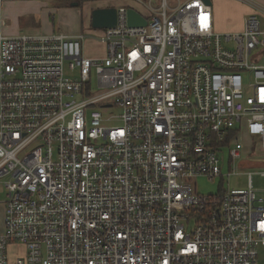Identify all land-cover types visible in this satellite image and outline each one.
Listing matches in <instances>:
<instances>
[{
	"label": "built area",
	"instance_id": "obj_1",
	"mask_svg": "<svg viewBox=\"0 0 264 264\" xmlns=\"http://www.w3.org/2000/svg\"><path fill=\"white\" fill-rule=\"evenodd\" d=\"M128 1L101 57L87 32L0 34V264H264L252 174L196 188L246 139L264 148V6L221 35L206 0Z\"/></svg>",
	"mask_w": 264,
	"mask_h": 264
},
{
	"label": "crops",
	"instance_id": "obj_2",
	"mask_svg": "<svg viewBox=\"0 0 264 264\" xmlns=\"http://www.w3.org/2000/svg\"><path fill=\"white\" fill-rule=\"evenodd\" d=\"M75 2H78V4H75ZM249 2H254L255 4L264 6V0H249ZM121 4L139 8L137 4L128 0H1L0 34H52L57 33V29H60L61 27L66 29L68 32L67 34L69 35L87 32L89 36L83 43L84 53L89 57H101L105 55V43L99 38L101 30H99L100 32L98 33L95 31L98 29H94L91 25V12L97 7H116ZM252 11V6L245 5L244 16L248 15ZM73 13L83 15V21L74 29L70 24ZM92 42H97L96 44L102 51L101 55L92 54V49H89V43ZM246 142V150L249 154H254L257 150H259L260 154L264 153V148L261 147L259 142L256 141L252 143L249 138L246 139ZM250 163H254L253 166L264 167V161H255ZM261 176L264 178L262 174ZM255 187L258 189V192H262V194H264V184L262 186ZM4 202L5 199L0 201V230L4 228ZM13 247L15 246H12L11 248Z\"/></svg>",
	"mask_w": 264,
	"mask_h": 264
},
{
	"label": "rangeland",
	"instance_id": "obj_3",
	"mask_svg": "<svg viewBox=\"0 0 264 264\" xmlns=\"http://www.w3.org/2000/svg\"><path fill=\"white\" fill-rule=\"evenodd\" d=\"M214 5V11L216 15V26L215 30L221 35L226 34H236L243 30L244 27V11L245 5L251 6L249 0H212ZM141 9V8H140ZM83 21V15L79 13H73L71 16V25L72 28H76L79 23ZM96 32H100L99 30H95ZM68 33L66 29L61 27L57 29V33ZM97 43V42H96ZM96 43H89V49L91 48L93 51V55H101L102 51L99 49ZM234 44V41L224 42ZM91 51V50H90ZM71 76L73 74L78 76L76 73H69ZM93 91L98 90V84L96 81V77L93 76L92 80ZM112 111L114 114H118L119 110L117 107H113ZM119 120H111L109 124H118ZM246 147L242 150V154L240 157L236 158L234 162L229 166V153L226 152L223 157L222 171L226 175L229 170H234L233 174L230 176L221 175L210 178L206 175H200L196 178V188L197 192L201 194H211L218 193L222 188H245L248 185L249 173H252V179L255 186H262L264 184V178L261 176V172L264 171V167L262 166H253L255 161H264V153L260 154L259 150H257L254 154H249L247 152V142L245 141ZM7 177H4L0 180V201L5 199V195L7 189L5 187V182L7 181ZM262 194V192H258ZM193 224V221H192ZM193 226V225H192ZM10 257L15 258L18 254H24L25 250L23 247L15 246L10 248ZM260 261L264 263V242L260 247Z\"/></svg>",
	"mask_w": 264,
	"mask_h": 264
},
{
	"label": "water",
	"instance_id": "obj_4",
	"mask_svg": "<svg viewBox=\"0 0 264 264\" xmlns=\"http://www.w3.org/2000/svg\"><path fill=\"white\" fill-rule=\"evenodd\" d=\"M212 4V0H206ZM78 4V2H75ZM118 22V10L115 6L97 7L91 12V25L94 29L103 30L113 28ZM128 23L130 26H144L147 19L134 8H128Z\"/></svg>",
	"mask_w": 264,
	"mask_h": 264
}]
</instances>
